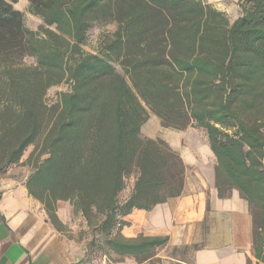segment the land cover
Instances as JSON below:
<instances>
[{"label": "trees", "instance_id": "trees-1", "mask_svg": "<svg viewBox=\"0 0 264 264\" xmlns=\"http://www.w3.org/2000/svg\"><path fill=\"white\" fill-rule=\"evenodd\" d=\"M18 1L0 0V176L33 146L26 185L50 221L60 228L58 202H68L91 231L89 255L142 264L170 238L128 236L127 218L180 197L187 174L142 128L152 113L166 129H201L220 197L237 190L249 203L264 263V0H239L233 22L204 0H27L39 31ZM109 25L87 53L90 31Z\"/></svg>", "mask_w": 264, "mask_h": 264}, {"label": "crops", "instance_id": "crops-1", "mask_svg": "<svg viewBox=\"0 0 264 264\" xmlns=\"http://www.w3.org/2000/svg\"><path fill=\"white\" fill-rule=\"evenodd\" d=\"M142 135L165 140L187 166L180 197L127 218L128 236L170 238L153 260L142 264H264L256 257L249 203L237 190L228 197L219 195L217 161L205 132L196 134L202 140H192L188 130L166 129L153 115ZM17 166L0 176V264H139L131 257L121 262L108 256L91 261L86 241L72 236L77 226L68 202H58L57 228L44 205L30 195L26 185L30 174H21ZM182 247L192 248L188 258L170 257L168 249Z\"/></svg>", "mask_w": 264, "mask_h": 264}, {"label": "rangeland", "instance_id": "rangeland-1", "mask_svg": "<svg viewBox=\"0 0 264 264\" xmlns=\"http://www.w3.org/2000/svg\"><path fill=\"white\" fill-rule=\"evenodd\" d=\"M204 1L213 5L218 10L225 12L232 22L234 20H236L241 15V8L239 6V0H204ZM29 6L30 5L26 0H19L18 3L14 5V7L17 10H20L24 13L26 25L32 30L39 31L40 27L43 25V21L41 18L36 17L29 12ZM115 28H116L115 25H109L106 27H96V28L92 29L89 33L88 41H87L86 45L84 46V50L87 53L97 54V52L100 48V43H101L104 35L113 33L115 31ZM25 62L28 65H32L35 63V59L29 57V58L25 59ZM69 90H70V85L67 83H64L60 86H56V87L52 88L49 91L48 96H47L48 102L52 104L53 102H55L57 100L58 94L60 92L69 91ZM151 116H153L152 113H150V117ZM187 130L189 131V136L187 138L192 139V140H197V141L201 137L199 138V136L196 134H199V132H204L201 129H197V128H193V127L189 128ZM202 138H203V136H202ZM202 138H201V140H202ZM33 150H34V147L33 146L30 147L27 150V152H26V154L22 160L23 162L17 166V169L20 170L21 174H24V173L31 174L32 171H31V167L28 165V159H29V156ZM133 185H134V179L132 178L129 181L128 189L123 194V198H126L130 194ZM70 209H71V207H70ZM72 215H73V223H75L77 226L76 230L73 231L74 233H72V236L77 237L79 240H85L86 244H87V250H88V244L93 238L91 231L88 229L87 226H86V229H84L85 223H84V219H83L81 214L72 212ZM191 249L192 248H185V247L170 248V249H168V252H169L170 257L182 259L185 257L186 258L189 257V253H190ZM105 252H107V250L104 249L102 251L99 248H96L92 254H90V255L88 254L89 259L91 261L96 260V259H100L101 257L104 256L103 254H105ZM109 258L112 260H124V258L121 259L120 257L114 255L113 253L109 254ZM170 262H171V264H179L175 261H170Z\"/></svg>", "mask_w": 264, "mask_h": 264}]
</instances>
